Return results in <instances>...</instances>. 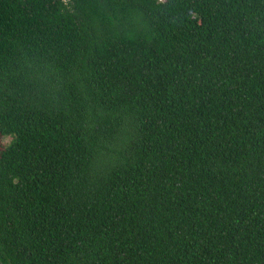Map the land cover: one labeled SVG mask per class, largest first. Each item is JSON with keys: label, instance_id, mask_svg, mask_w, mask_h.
Masks as SVG:
<instances>
[{"label": "trees", "instance_id": "1", "mask_svg": "<svg viewBox=\"0 0 264 264\" xmlns=\"http://www.w3.org/2000/svg\"><path fill=\"white\" fill-rule=\"evenodd\" d=\"M0 264H264V0H0Z\"/></svg>", "mask_w": 264, "mask_h": 264}, {"label": "rangeland", "instance_id": "2", "mask_svg": "<svg viewBox=\"0 0 264 264\" xmlns=\"http://www.w3.org/2000/svg\"><path fill=\"white\" fill-rule=\"evenodd\" d=\"M11 140L10 136H4L0 134V145L6 146Z\"/></svg>", "mask_w": 264, "mask_h": 264}]
</instances>
